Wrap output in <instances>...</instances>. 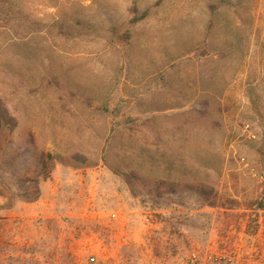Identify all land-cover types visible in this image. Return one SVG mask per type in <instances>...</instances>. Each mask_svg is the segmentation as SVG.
Wrapping results in <instances>:
<instances>
[{
	"label": "rangeland",
	"instance_id": "rangeland-1",
	"mask_svg": "<svg viewBox=\"0 0 264 264\" xmlns=\"http://www.w3.org/2000/svg\"><path fill=\"white\" fill-rule=\"evenodd\" d=\"M0 105V264H264V0H0Z\"/></svg>",
	"mask_w": 264,
	"mask_h": 264
},
{
	"label": "trees",
	"instance_id": "trees-1",
	"mask_svg": "<svg viewBox=\"0 0 264 264\" xmlns=\"http://www.w3.org/2000/svg\"><path fill=\"white\" fill-rule=\"evenodd\" d=\"M158 1V0H157ZM132 12H133V17L132 21H137L138 19L143 18L144 16L147 15V10H143L142 12L137 13V9L135 6H132ZM16 127V120L13 116H11L8 112L7 109H5L3 106L0 105V131L4 129H7L11 131ZM67 161L68 163H71L73 165H84L86 163V158L80 154V153H72L68 156L62 157L60 154L57 153H52L50 151H43V150H38L34 148V153L31 156V159L27 160L26 167L25 169L21 172L22 174V179H20V185L22 187V197L25 200L32 201L35 200L38 195H39V186H38V179L39 178H45L48 176L53 163L56 160H64ZM120 175L126 180L130 181L129 177L131 175L135 176L136 171L134 170H129L128 172H120L117 170ZM31 174L33 175L31 178H29L27 175ZM158 183H166L168 186L171 188L172 186L178 185V183L171 182V181H161V180H156ZM185 188H191V189H197L199 191H205L207 189V194L205 200H208L209 197L211 196V191L212 189L204 184V183H183L181 184ZM159 185H156L154 188L155 190L158 188ZM213 201L209 202V205H213Z\"/></svg>",
	"mask_w": 264,
	"mask_h": 264
}]
</instances>
